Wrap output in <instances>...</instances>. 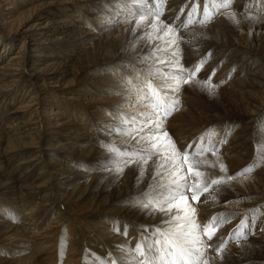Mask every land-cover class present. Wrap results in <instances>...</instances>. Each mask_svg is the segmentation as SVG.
Listing matches in <instances>:
<instances>
[{"label":"rangeland","instance_id":"rangeland-1","mask_svg":"<svg viewBox=\"0 0 264 264\" xmlns=\"http://www.w3.org/2000/svg\"><path fill=\"white\" fill-rule=\"evenodd\" d=\"M253 1L257 2L256 0H252V2ZM245 2L246 0H233L232 5H235L237 12L244 13L242 12V8H240V6ZM192 3L193 0H166V4L163 8V16L164 18H169L170 21H168V24L174 23V25L180 27L182 21L187 15V12L191 8ZM117 4V0H0V38H3L8 43L6 45L7 47L0 48V66L10 65L11 67L14 66L13 63L19 62V59L12 60L11 55L15 53L17 56H22L25 58L26 61L23 69L21 65L18 66L20 69L19 72L23 71V73L25 74L24 78L26 81H24V89L28 92L41 89V96L43 98L46 97L43 100L48 105H43L39 109L41 113L40 115H42L41 117L45 118L44 122L49 123L46 129H49V127H56V131L60 130V135H63L66 132L69 133L71 130H73L71 128L73 127L74 119L79 120L83 117H86L84 116L83 112L88 111L90 113H93L97 109V107L105 106L112 112V118L107 119L106 124L104 125L99 124V132H96V128L92 130L90 128L93 127L88 126L90 130L86 133V135L89 138H93L94 136H97L100 139L103 138L102 141L106 143V146L115 144L120 149L133 151L135 142L133 141L132 144H125L123 141L126 138L122 136L116 137V133L111 129L118 126V121L116 119L118 112L127 113L129 115L138 113V111L134 112L129 110V106L131 105L139 106L135 101L133 93L126 90V88L124 90H117V92H114L113 90L105 92L106 90L104 86L101 87V82H99V80L108 71H105L102 68H99V70L96 72L82 69V66L87 64L89 62V59L93 57L94 54H97L99 50L103 51V45L101 44L100 39L102 38V36H104V33L110 31L112 28L122 29L121 24H123L125 20V22H127V19L130 18L127 16V14L117 15V11L115 10L119 9ZM199 4L200 9L203 10L204 0H199ZM259 5L261 6L260 3ZM99 8H102L101 11H99ZM181 9L184 10V15L180 16V19H177V16H179L181 13ZM119 10L121 11L122 9ZM257 14L263 15L255 16L247 20L245 22L244 29H240V27L234 28V36L228 34V25L226 21L218 23L220 14H217L214 19L207 24H213L210 29H208V27H201L206 25H197V27L199 28L195 29L193 32L207 30V33L209 32L208 34L211 37L220 42H224V44L218 46L220 50L216 52V55H213L212 53L210 60L198 75L204 72L203 78H208L215 70V74L212 75V81L223 80L225 75L227 76L228 73V78L230 77L231 80H238L240 77L236 76L235 78V75H238L239 69L242 67V63H250V61L253 62L250 56L253 55L260 57L261 61H263L264 64V45H261V47H257L252 43L250 44V39L251 37H253V34H251V36L247 34V32H250L254 29L255 33L256 31H262V34H264V13ZM163 16L161 17V19H164ZM64 18L65 20H63ZM47 21L50 23H47ZM181 28L183 27L181 26ZM187 28L189 27H186V29ZM183 29H185V27ZM58 30L62 32H57ZM85 30H87L88 33L95 35H93V37H87ZM118 35L119 33L116 32L115 38H117ZM76 41L78 44L75 45ZM143 41L144 39H139L134 43L128 45L124 50H117L116 55L119 56V54L121 55V53L136 54L137 52H140V50L142 49L141 45H143ZM231 42H235L237 45H239L240 43V45H242L241 47L244 46L242 48L243 51L237 50L236 48H233V50L231 51L232 53L228 50L223 51L224 49H226L225 46H229V43ZM73 43L75 46L69 48L71 47L70 45H73ZM190 46L182 49V56L183 58L191 60L190 65H193L197 63L201 58L206 56L207 53H205L206 48H204L202 45ZM246 51L249 52V54H247ZM221 54L227 55V59L216 63V61L214 60H217V56ZM238 59L239 62H237L234 67L230 66V64H227L228 62H231V60L232 62H236ZM35 60L38 61L36 62ZM62 60H67V62L65 63V68L61 71L62 73H58L57 77L47 75L46 67L54 62L60 63ZM183 60L184 59H182V62L184 63L183 65H185L186 61ZM130 61H132L130 60V58H127V61L125 62L113 59L112 64L115 65L113 69H119L120 74L117 75L118 78L114 79L112 84L117 85L118 83L123 82L121 78L124 76L134 77L136 72L143 73L146 65H144L142 61H139L138 63ZM187 64L188 63H186V65ZM63 65L64 62L62 63V66ZM127 65H131V67H126ZM186 65L185 67H187ZM255 66L257 65H253V67ZM39 69L40 72L37 73V70ZM1 71H3V69H1ZM3 79L4 77H0V85L3 84ZM11 83V81L4 83V90L7 96H10L13 91H17L21 88V80H17L13 83V85H11ZM7 85L11 86L7 87ZM184 88L185 87L182 88L178 95V99L181 102L179 106L182 105L181 108L179 107V110L174 112L166 121V129L171 137L174 139L176 137L179 147L183 146V149H185L189 144L196 142L200 136L204 135L205 133L211 132L212 130H215L218 134L216 136L217 142L220 140H224L225 137L223 130H225L224 127H227L228 124H226L224 120H221V114L224 113L223 110L225 109V107L224 109H222L221 106H224L223 100L227 97L229 98V96L230 99H234H232L231 101L236 102L237 104H244L242 100H239L237 92L234 91L235 94L230 93L227 94L226 97H223V92H216L214 95H211L206 90H202L197 86H194L193 88ZM233 95L235 96L233 97ZM18 96H20V92H18L17 97ZM55 96L59 97L57 101L54 100ZM20 100L21 99H18L16 107L23 104L20 102ZM27 101L25 103H27ZM4 102L5 100L0 99V108L4 106ZM61 102L68 108V111L65 113L61 109H59V105L61 104ZM261 103L262 107H264V101H262V99L256 98V104L261 105ZM85 106H88L90 110L86 109ZM184 106L189 107V111H191L189 114L187 113V110L186 108H184ZM212 107L215 108L214 114H218L219 116H221L220 118H214V120H216L214 122H210V119L206 116V113H208V110L212 109ZM230 107H236V105L233 104L227 106V110ZM139 108L142 107L139 106ZM10 110L11 109H9V111ZM73 110L76 111L75 114L78 116L77 119L76 115L72 116L68 113L72 112ZM245 110L247 111L249 109L244 108L243 111ZM139 112H141V110ZM262 115H264V111L257 117H248L246 119L245 123L247 124L248 122L247 125H249V127L251 128V131H248V133L250 134L252 132V135L249 136V138L251 139L249 145L240 141L243 138L240 136L236 139V141H233L232 134L227 137L226 143H223L222 145L218 144V147L220 148L219 157L225 159L224 164L227 167L231 168L232 170L240 171L255 160L259 142L258 119ZM29 117L31 116L26 113L25 118ZM2 125L4 127L7 126V124H5L4 122L2 123ZM240 125L242 124L240 123L237 126H232V130L234 132L237 131ZM174 135L175 137H173ZM106 137L111 138V141L106 140ZM71 139L74 143H76L74 145L75 148H72V150H70L67 148L59 149V147L57 149L60 153H67L68 151V154H70L75 160L85 161L87 163V167L82 168H84L83 170H86L90 174L87 178H90L93 174L99 173V169L106 165L107 161H113L110 153L107 150V147H104V149L102 150V161L100 158L94 156L93 158H84L83 155L86 151L84 149H81V147L89 146V144L84 145L87 143V140H82L80 138ZM0 142H5V140H2L0 138ZM5 145L0 146V156L6 149ZM96 145L100 146L99 143H97ZM224 153H230L232 157H239V163L234 166H230L228 164V160H226V157L224 156ZM245 154H248V156L246 157ZM133 168L137 167L133 166ZM26 170L24 171L26 172ZM27 172L33 173L34 169H31ZM38 172L39 171H36V173ZM260 178H264V165L258 167L248 180L242 181L240 179H237L234 181L241 189L243 187L242 185L258 181V179ZM6 180L7 178L0 174V202L4 206L8 207V211H12L14 212V214H17V216L15 215V218H9V222H15L14 224H16L17 222V224H19V222H22L21 219L28 217L33 219L34 222H37V225L39 226H37L39 229L36 226H34V228L32 229L29 225L24 226V228H26L28 232H34L29 235L31 244H38V242H41V240L43 241L44 238L45 239L43 242H47L48 240H50V237H47L52 235L53 233L58 238L66 235L64 233L74 234L78 239L77 241L82 244L90 241L92 242V237L90 236H100L101 233L104 235L101 239V242L105 244V247L107 246V248L110 249V252H112L111 255L109 254L110 258L98 259V264H105L106 261L114 258L115 255L118 254V245L130 243L132 247H135V245H132V243L134 242L136 244L138 242L137 240L142 238V227L136 228V226L132 224H121L118 221L117 217H114L111 221H106V218L97 216V214H105V212H103L100 207H98L97 210L90 209L89 203L92 201L91 199L93 195L88 196L89 198L86 197V199L84 200H82L83 198H71L70 200H68L67 208L61 210V212L59 213V211L55 207L39 206V201L42 198L40 196V200H38V196L36 194L28 195V199L29 201H31L30 204L24 203L25 206L21 203L18 204L17 201L12 198V194L10 192V189L8 188L9 184L8 182H6ZM240 191H242V189ZM263 203L260 206H252L248 209L240 207L239 202H233L232 204H229L230 206L233 205V207L223 208L222 210H215L213 206L206 205V207L210 211H212V215L208 217L204 214L202 217H200L198 219V222L201 224H205L208 220H210L211 217L219 213H225L231 215L232 217L231 222L222 227L213 237V239L208 241V244L211 245V247L207 249L206 255V258L209 260V264H213V259H210L209 255L213 253L212 250L214 249V246H216V244H218L220 241L223 243L225 241H228L230 247L229 249L234 248L236 251H239V247L237 248L239 244H237L235 240L230 241L228 237L229 233L236 228V226L242 219H244L245 216H247L249 219V228L246 229V231L249 230L250 233L254 231V234L257 235L259 228H264V215L261 214ZM1 208L5 210L4 207ZM254 209H260V212H256L255 216L252 211ZM10 217H12V215ZM1 218L2 217L0 216V220H3ZM16 218L20 220H17ZM63 222H65L70 227L67 228L66 226H64L65 229L60 231V229L63 228ZM117 224L119 225L120 233H117L113 230L114 225ZM125 228H127V236L122 234ZM151 230L152 229H150L149 234H151ZM49 231L52 233H47ZM84 232H89V235L84 236ZM36 235H38L39 237H37ZM35 236L37 238H34ZM12 240L13 239L6 240V238L0 237V251L3 248L7 249L6 247L12 246L9 244H15L20 241L15 240L18 242H11ZM52 243L55 244L57 242L52 240L44 245L45 247L50 248ZM59 244L61 245L60 242ZM79 246L75 244L70 245L69 241L65 244H62V247L66 251V253L69 252L70 248L75 249L74 251L77 253L74 254L78 255L80 261H82L80 264H90L91 258L89 256L93 257V253H85L84 249L82 251L79 250ZM52 251L53 249L49 250V252ZM238 263L264 264V259L249 260Z\"/></svg>","mask_w":264,"mask_h":264},{"label":"bare ground","instance_id":"bare-ground-1","mask_svg":"<svg viewBox=\"0 0 264 264\" xmlns=\"http://www.w3.org/2000/svg\"><path fill=\"white\" fill-rule=\"evenodd\" d=\"M256 1L257 2H252V0H246V2L240 6V8H242V12L244 13L237 12L235 5H232L230 8L227 9L222 8L219 12L220 16L218 23L226 21L228 25V34L234 36V28L240 27V29H244L245 22L247 20L255 16L263 15L257 13H264V1ZM259 3L261 4V6L259 5ZM101 9L102 8H99V11H101ZM115 10L118 11L119 9ZM123 14L126 13H122V15ZM233 14L235 17V21H238V23L234 22L232 18ZM63 20H65V18ZM127 20V22H125V20L124 23L121 24L122 29L112 28L110 31L104 33V36H102V38L100 39L101 44L103 45V51L99 50L97 54H94L93 57L89 59V62L82 66L83 70L86 69L87 71L96 72L99 70V68L105 69V67H107L109 69H113L115 66L112 64L113 59L125 62L127 61V58H130V60H132L130 62L138 63L139 61H142L143 57L151 55L153 47L160 44L161 42L157 41L153 44H149V42L144 39L143 45H141L142 49L140 50V52H137L136 54L121 53V55L119 54V56L116 55L117 50H124L128 45L139 40V37L142 34L141 31L133 30L134 23L130 22L131 18ZM162 20L165 23H168V21H170L169 18H164ZM47 23L50 22L47 21ZM197 25L198 24L190 25L187 29H183L184 27L181 28V26H178L180 35L183 37V40L180 43L181 52L182 49L186 48L187 46L202 45L204 48H206L205 53L208 54L209 52H211L213 53V55H216V52L220 50L218 46L224 44V42H220L211 37L208 34L209 32L207 33V30L193 32L195 29L199 28L197 27ZM211 26H213V24L201 27H208V29H210ZM57 32L62 31L58 30ZM85 32L87 37H93V35H95L88 33L87 30H85ZM116 32L119 33L117 38H115ZM247 34L249 36L253 34V37H251L250 39V44L252 43L257 47H261V45H264V34H262V31H256L255 33L254 29L250 32H247ZM77 41L75 45L78 44ZM7 44L8 43L6 40L0 38V48L7 47ZM229 44V46H225L226 44L224 45L226 49H224L223 51L228 50L231 52L233 48L243 51L242 48L244 46L241 47L242 45H240V43L239 45H237L235 42H231ZM75 45L73 43V45H70L71 47L69 48H72V46ZM246 53L249 54V52L247 51ZM11 56L12 60L19 59V62L13 63L14 66L11 67L10 65L0 66V71L1 69H3V71L0 72V77H4L3 84L0 85V99L5 100L3 104L4 106L0 108V138L2 140H5L6 142V145L5 142H0V146L5 145L6 147L4 153L0 156V171H2L0 172V174L7 178L6 182H8L9 184L8 188L10 189V192L12 194V198L17 201L18 204H30L31 201H29L28 195L36 194L38 196V200H40V196L42 198L39 201V206L55 207L60 213L61 210L67 208L68 200H70L71 198H83L82 200H84L86 199V197L93 195L91 199L92 201H88L90 202L89 207L92 210H97V208L100 207V209L105 212V214L101 213L97 214V216L106 218V221H111L114 217H117L118 221L121 224H132L135 225L136 228L142 227L141 229L148 228L149 233L150 229L153 230L157 227H164L165 225L163 224V220L165 219V217L163 216V214L145 212L144 209L138 208L135 204L132 203V201L137 198L139 193H141L142 191H148L149 185L154 183L152 179L153 167L151 164H149V167L146 170V174L140 182H138L139 169L133 168V166L127 167L123 175L117 177L114 171L109 170V166L113 164V161H107V164L99 169V173L93 174L90 178H87L90 174L86 170H83L84 168H82L87 167V163L85 161L75 160L70 154H68V151L67 153H60L57 149L60 147L59 149L67 148L72 150V148H75L74 145L76 143H74L71 138H80L82 140H87L86 144H80H89V146L81 147V149H84L86 151L83 157L93 158L94 156L100 158L102 161V150L104 149V147H106V143L102 141L103 138L100 139L97 136L89 138L86 133L89 132L90 129L93 130L94 128L97 129L96 132H99V124L104 125L106 124L107 119L112 118V112L110 111V109L105 106H102L97 107V109L93 113H90L88 111L83 112L84 116L86 117H83L79 120L74 119L73 127L71 128L73 129L71 130L72 132H66L63 135H60V130L56 131V127H49V129H46L49 123L44 122L45 118L41 117L42 115H40L41 113L39 111L41 106L48 105L43 100L46 97L43 98L41 96V89L32 92H28L24 89V81H26L24 78L25 74L23 73V71L19 72L20 69L18 66L21 65L23 69L26 60L22 56H17L16 53ZM250 57L253 62H243L242 67L240 66L241 68L239 69L238 75H235V78L236 76L240 77L238 80H231L230 77L228 78V73L227 76L225 75L223 80L213 81V83L219 85V87L216 89V92H223L224 94H226H223V97H226L227 94H235V91L237 92L239 100H242L244 104H237L236 102L231 101L233 98L230 99V96L228 95L229 98L227 97L223 100L224 106H221L222 109H224L225 107V109L223 110L224 113L221 114L222 117L218 114H214V107H212V109L208 110V113H206V116L210 119V122L216 121L214 120V118L221 117V120H224V122L228 124L227 127H224L225 130L231 129L233 141H236V139L240 136L243 137L240 141L248 145L251 142L249 136L252 135V132L250 134L248 133V131H251V128L249 127V125H247L248 122L247 124L245 123L246 119L248 117H257L261 115L264 111L262 103L261 105L256 104V98L262 99V101H264V64L263 61H261L260 57L253 55ZM182 59H184L186 63H188L187 65L185 63L187 67L191 66V60L183 58V56ZM224 59H227V55L221 54L217 56V60L214 61H216L217 63L223 61ZM35 61L37 62L38 60ZM63 62L64 65L62 66ZM66 62L67 60H62L60 63L54 62L48 65L46 67L47 75L57 77L58 73H62V69L65 68ZM237 62H239V59L236 62H232L231 60V62H228L227 64H230V66L234 67ZM148 63L151 64L152 61H148ZM143 64L145 65V63ZM255 64L257 66L253 67V65ZM39 72L40 69L37 70V73ZM118 74H120L119 69L115 70V74H113V71L109 70L99 80V82H101V87L104 86L106 90L105 92L111 90L117 92V90L125 89V85L123 82H120L117 85L112 84L114 79L118 78ZM203 75L204 72L198 75L197 78L200 80H204L206 77L203 78ZM17 80H21V88L17 91H13L10 96H7L4 90V83L11 81V85H13V83ZM11 85H7V87ZM194 86L195 85H185L184 87L193 88ZM18 92H20V96L17 97ZM234 96L235 95H233V97ZM54 98V100L57 101L59 97L55 96ZM18 99H21L20 102L23 104L16 107ZM26 101L27 103H25ZM233 104H235L236 107H230L227 110L226 107ZM59 106V109H61L64 113L68 111L67 106L63 105L62 102ZM181 106L179 107L181 108ZM85 107L86 109H89L88 106ZM184 108H186L188 114L191 112L189 111V107L184 106ZM244 108H247L249 110L243 111ZM9 109H11V112L9 111ZM129 110L139 112L140 110L143 111L145 109L139 108V106L136 105H131L129 106ZM75 112L76 111L73 110L72 112L68 113L73 116L76 115ZM26 113L29 114V116L31 117L25 118ZM77 117L78 116L76 115V119ZM3 122L7 124V126L4 127L2 125ZM240 123L242 125H240L237 131L234 132L232 130V126H237ZM88 126L93 128L89 129ZM175 135L173 137H175ZM117 136L120 135L116 133V137ZM106 140L111 141V138L106 137ZM173 140L175 141L177 148L183 151V146L179 147L176 137L175 139L173 138ZM97 143H99L100 146H97ZM224 156L226 157V160H228V164L230 166H234L240 161L239 157H232L230 153H224ZM245 156L247 157L248 154H245ZM207 159L213 163L224 164L225 162L224 158L219 157V159L217 160V157L212 156L210 153L207 155ZM31 169H34V172L28 173L27 171ZM24 170H26V172ZM227 170L229 175H233L238 172V170H232L229 167H227ZM36 171L39 172L36 173ZM209 171L211 172V175L213 177H218L221 175L218 168L209 169ZM242 186V191H240L241 189L237 185V183L235 181H232L229 184L220 186L218 189L212 192V195L216 196L215 202L209 200L207 203H194V206L197 210V219L202 217L204 214L208 217L212 215V211H210L206 207V205L213 206L215 210H222L223 208L233 207V205H229L233 202H239L240 207L249 209L252 206H260L264 202V178H260L258 179V181ZM203 200L204 197H201V201ZM1 207H4L5 210H3V208ZM0 210H3L0 211V213H2L0 214V216L2 217L1 219H3L0 220V237H4L6 238V240L13 239L11 242L15 240H20L19 242L15 241L18 243L9 244L12 246L6 247L7 249L3 248L0 251V264H80L82 261H80L78 255L74 254L77 253L74 251L75 249L70 248L68 253H66V251L63 249L62 244H65L68 241L70 245H80L78 247L79 250L82 251L84 249L85 253H93V257L89 256L91 258L90 264H98V259H108L110 258L109 254H112V252H110V249L107 248V246L105 247V244L101 242V239L104 236L101 233L100 236H90L92 237V242L90 241L82 244L77 241L78 239L74 234L64 233L66 235H63L61 238H58L53 233L52 235L49 234L50 236H48L47 238L50 237V240H48L47 242L54 240L57 243H52L53 245L51 244L50 248L45 247L44 244L47 243L43 242L45 238L43 239V241L39 239L41 240V242H38V244L34 243L35 245L32 243V245L30 243L31 239L29 238V235L34 232H28V230L24 228V226L29 225L32 229L34 228V226H38L37 222H34L33 219L26 217L24 219H21L22 222H19V224H17V222L16 224H14L15 222L10 223L11 221L9 222L8 219L15 218L17 214H14V212L12 211H8V207L4 206L1 202ZM262 212H264V203L262 207ZM11 215L12 217H10ZM64 226H66L67 228L70 227L65 222H63V228H61L60 231L65 229ZM247 232L248 235L245 242L244 240H242L237 246V248L239 247V251H236L234 248L229 249L230 247L227 243V249L221 254V256H218L216 253V248L223 242L220 241L218 244H216V246H214V249L212 250L213 253L209 255V258L213 259V264H240L238 262L242 263L244 261L249 260L264 259V228H259L257 235L254 234V231L250 233V231L247 230ZM47 233L52 232L49 231ZM83 235L88 236L89 232H84ZM36 236L39 237L38 235ZM36 236L34 238H37ZM139 240L140 239H138L137 241ZM59 242L61 243V245L59 244ZM128 245L131 244L129 243ZM132 245L136 244L133 242ZM51 249H53V251L49 252V250Z\"/></svg>","mask_w":264,"mask_h":264},{"label":"snow or ice","instance_id":"snow-or-ice-1","mask_svg":"<svg viewBox=\"0 0 264 264\" xmlns=\"http://www.w3.org/2000/svg\"><path fill=\"white\" fill-rule=\"evenodd\" d=\"M117 3L118 8L122 9V12L117 11V15L126 13L131 18L133 30L142 33L140 39H146L149 44L161 43L153 47L150 56L142 58L146 65L143 73L136 72L134 77L121 78L126 90L133 93L136 103L145 110L132 115L117 113L118 126L112 131L125 137V144H132L133 141L135 144L133 151L120 149L115 144L106 146L113 160L109 170L119 177L127 167L136 166L140 182L151 162L154 183L149 185L148 191L139 193L132 203L145 212L163 214L165 226L151 230L150 235L149 229L144 228L142 238L135 247L118 245V254L105 264H209L206 255L211 245L208 241L230 223L232 217L219 213L205 224H200L194 203L215 202L213 191L237 179L248 180L258 167L264 165V115L258 119L259 142L255 160L233 175L228 174L225 164L207 159L209 153L219 159L218 144L227 142L231 129L224 131V140L217 142L218 134L212 130L183 151L178 149L166 129V121L179 110L178 95L185 85H195L211 95L215 94L219 87L212 81L215 70L204 80L197 78L212 53L209 52L189 67L183 65L180 49L183 37L179 27L161 19L166 0H117ZM232 3L233 0H204L201 10L199 0H193L181 26L207 25L222 8H230ZM183 15L184 10L181 9L177 19ZM232 18L238 23L234 14ZM104 70H111L115 74L114 69L105 67ZM215 168L221 173L218 177H213L209 171ZM201 197H204L203 201ZM252 211L255 216L260 209ZM261 214L264 215V212ZM248 228L249 219L245 216L229 233L228 239L239 244L247 239ZM113 230L120 233L119 225H114ZM122 234L127 236V228ZM227 243L225 241L216 248L218 256L227 249Z\"/></svg>","mask_w":264,"mask_h":264}]
</instances>
